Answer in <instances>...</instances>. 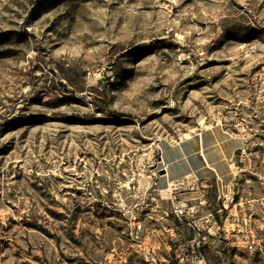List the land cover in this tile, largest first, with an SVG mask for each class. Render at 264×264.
Here are the masks:
<instances>
[{"label":"rangeland","instance_id":"374dc122","mask_svg":"<svg viewBox=\"0 0 264 264\" xmlns=\"http://www.w3.org/2000/svg\"><path fill=\"white\" fill-rule=\"evenodd\" d=\"M263 104L264 0H0V264H197L157 188L204 124L242 142L227 180L264 240ZM170 191L219 205L209 179ZM229 214L206 264H264Z\"/></svg>","mask_w":264,"mask_h":264},{"label":"crops","instance_id":"0c3cea01","mask_svg":"<svg viewBox=\"0 0 264 264\" xmlns=\"http://www.w3.org/2000/svg\"><path fill=\"white\" fill-rule=\"evenodd\" d=\"M242 146L240 139L230 136L224 128L213 126L195 131L175 143L161 146L163 187L187 177L209 179L228 176L230 160Z\"/></svg>","mask_w":264,"mask_h":264},{"label":"built area","instance_id":"2783aa9c","mask_svg":"<svg viewBox=\"0 0 264 264\" xmlns=\"http://www.w3.org/2000/svg\"><path fill=\"white\" fill-rule=\"evenodd\" d=\"M264 107V104H263ZM264 114V108H263ZM235 175H232V177ZM228 176H216L214 179L216 188H217V200L219 205L207 211L206 213H202L201 205L202 202H185L181 201L173 194L172 191H168L169 194L172 195L169 197L172 202V214L175 219L183 220L190 219V225L194 230V238L190 240V247L192 252H195L194 258L196 259L197 264H206L204 261V257L202 256L201 249L205 244L209 243L207 241L208 237L213 236L215 233L213 232L214 224H217L218 228L220 225L217 223L215 215L219 218H222L225 212L230 211V218L232 225L236 227V230L239 232H244L245 228H247L246 236L243 238L245 243L244 248L251 252L262 253L264 252V240L262 237L255 235L254 229L251 226V218L240 213V209L238 210L235 206L237 204L234 201V191L232 190V180H227ZM175 200V201H174ZM235 207V211H231ZM226 217V216H225ZM227 219V218H226ZM202 224L206 227V232H203ZM185 260V257L182 260Z\"/></svg>","mask_w":264,"mask_h":264},{"label":"bare ground","instance_id":"6f19581e","mask_svg":"<svg viewBox=\"0 0 264 264\" xmlns=\"http://www.w3.org/2000/svg\"><path fill=\"white\" fill-rule=\"evenodd\" d=\"M209 125L208 124H204V129H208ZM190 136L189 133H186V137ZM157 183V182H156ZM175 183L170 182L167 186L165 187H161L158 186V191L160 192V195H162V198H167V192L170 191L172 189V187L174 186Z\"/></svg>","mask_w":264,"mask_h":264}]
</instances>
